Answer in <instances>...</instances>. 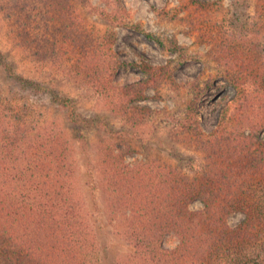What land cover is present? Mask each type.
<instances>
[{"label":"trees","instance_id":"obj_1","mask_svg":"<svg viewBox=\"0 0 264 264\" xmlns=\"http://www.w3.org/2000/svg\"><path fill=\"white\" fill-rule=\"evenodd\" d=\"M43 3L48 4L45 0H14L19 23L28 26L24 31L35 29L30 18L38 11L34 20L42 23L37 29L47 30L39 42L49 41L48 30L53 26L57 32L69 30V17L76 14V7L68 0H61L64 6L51 2L46 9ZM261 4L260 14L250 24L255 30L244 28L221 38L214 32L207 34L206 39L214 41L220 58L237 62L233 79L238 94L222 109L219 130L209 135L200 122L199 106L205 90L199 89L196 82L191 85L199 93L186 111L181 131L199 141L208 163L202 172L186 176L176 168L154 163L130 169L120 154H114L111 145L103 149L105 180L111 191L109 213L114 219L127 220L131 233L129 264H224L243 248L244 234L252 235L254 226L264 220L260 196L251 195L254 187L264 191V139L259 138L264 130V68L256 56L264 52L263 33L258 27L264 28V0ZM100 14L117 21L125 18L102 10ZM44 18L48 20L44 22ZM78 29L73 26L69 41L70 36L63 32L58 41L60 49L52 56L55 52L57 58L67 53L66 43L76 46L81 41ZM105 43L101 47H107L105 68L88 70L86 84L110 98L117 114L134 113V102L144 89L138 83L113 85L121 63L110 49L112 42ZM2 58L0 54L10 80L34 94L49 91L51 102L64 111L69 122H77V107L71 98L17 74ZM88 68H92L90 63ZM147 70V84L153 88L169 74L167 66H149ZM170 84L174 90L180 88L175 82ZM257 102L262 117L260 124H253L249 116ZM52 123L27 122L14 111L9 98H3L0 88V264H127L107 248L103 227L95 228L88 220L81 199L69 183L73 174L72 145L62 129ZM246 127L251 129L248 135L244 133ZM196 200L204 208L191 211L189 205ZM239 211L247 214L246 223L231 229L229 216ZM169 232L180 238L173 250L163 244Z\"/></svg>","mask_w":264,"mask_h":264},{"label":"rangeland","instance_id":"obj_2","mask_svg":"<svg viewBox=\"0 0 264 264\" xmlns=\"http://www.w3.org/2000/svg\"><path fill=\"white\" fill-rule=\"evenodd\" d=\"M68 1L76 7V14L69 17V30L57 32L53 26V30H48L49 41L39 42L47 30L41 32L37 29L42 23L40 19H36L38 22L34 20L38 11L31 13L30 18L35 29L24 31L28 26L19 23L20 15L14 11L17 8L14 0H0V54L17 74L71 98L77 107V122H69L64 111L51 102L49 91L34 94L10 80L0 59L1 94L4 99L9 98L14 111L24 116L27 122L39 124L46 120L62 129L72 145L73 174L69 183L81 199L88 220L95 228L103 227L105 244L112 249L111 254L129 264L131 233H128L127 220L114 219L109 213L111 191L105 180L103 149L111 145L114 154H120V159L130 169L154 163L176 168L186 176L202 172L208 163L199 141L181 131L186 111L195 101L199 89H204L199 106L200 122L203 131L210 135L219 130L222 109L238 94L233 79L237 62L223 56L220 58L214 41L206 39L207 34L214 32L221 38L233 31L251 29L250 24L255 23L260 14L263 0ZM45 2L48 3H43L45 9L51 2L55 5L65 3L61 0ZM38 6L41 7L40 2ZM101 10L114 15L123 14L125 18L119 21L107 19L100 14ZM47 20L43 19L44 22ZM73 26L80 28L77 35L81 34V41L76 46L66 43L64 50L67 53H60L59 58L56 52L52 56L53 51L60 49L58 41L64 35L70 36V40ZM258 27L264 39V28ZM104 41L112 42L110 49L121 63L113 85L124 87L138 83L144 89L134 102V113L117 114L110 98L86 84L88 70L95 72L93 69L105 68L107 47L101 49ZM105 46L108 45L105 43ZM256 56L259 66L264 68V52L260 51ZM149 66H167L169 69L166 80L154 88L147 84ZM169 82L179 84L180 88L172 89ZM193 82L199 89L191 86ZM258 104L254 105L252 116H249L253 124H260L262 117L261 104L259 107ZM244 130L246 135L251 133L249 127ZM259 138L264 139V130ZM251 195L260 196L261 209L264 210V191L254 187ZM203 208L200 200L189 205L191 211ZM246 218L243 211L230 214L229 227L239 229L246 223ZM252 231L254 236L246 232L243 248L235 251L233 259L224 264H264V220ZM179 243L180 238L175 232L165 235L163 244L166 249L173 250Z\"/></svg>","mask_w":264,"mask_h":264}]
</instances>
